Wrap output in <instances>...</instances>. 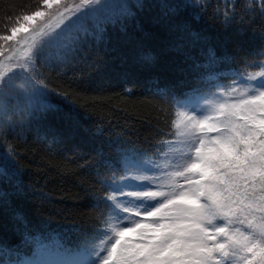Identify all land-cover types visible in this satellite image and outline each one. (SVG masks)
<instances>
[{
  "label": "trees",
  "instance_id": "1",
  "mask_svg": "<svg viewBox=\"0 0 264 264\" xmlns=\"http://www.w3.org/2000/svg\"><path fill=\"white\" fill-rule=\"evenodd\" d=\"M42 2L0 0V36ZM164 2L185 0L133 1L134 18L108 26L103 39L90 40L91 46L71 62L39 67L40 78L55 89L48 97L55 107L43 120L24 118V103L8 102L6 115H0L3 246L29 257L36 238L77 250L85 238L93 243L106 229L111 209L98 201L113 196L120 184L151 182L137 178L138 172H148L145 163H151L149 174L161 171L166 143L175 136L179 101L202 96L204 104L217 94L227 99L241 77L260 72L248 86L264 79L259 66L264 63V0H198L197 7L171 18L161 7ZM136 3L147 7L136 8ZM226 19L231 21L227 26ZM169 23L187 24L202 39L185 36L178 51ZM209 49L219 62L191 71L189 65H208ZM169 89L171 94H165ZM211 110L207 117L222 119L219 108ZM214 135L209 132L207 140ZM10 161L20 171L23 195L17 180L4 176ZM16 258L0 254V261ZM230 264L242 262L236 256Z\"/></svg>",
  "mask_w": 264,
  "mask_h": 264
},
{
  "label": "snow or ice",
  "instance_id": "2",
  "mask_svg": "<svg viewBox=\"0 0 264 264\" xmlns=\"http://www.w3.org/2000/svg\"><path fill=\"white\" fill-rule=\"evenodd\" d=\"M43 6L49 11L63 7L60 16L65 13L72 16L35 50H32L29 34L16 41L23 44L22 49L0 59V111L7 97L19 95L26 99V107L22 109L24 118L41 120L55 107L48 103L55 89H49L40 78L39 66L71 62L85 47L91 46L90 40L103 39L108 26L123 25L125 20L135 17L125 0H79L74 6H70L68 0H43ZM197 6L198 0L161 4L170 18L178 17L183 9ZM135 7L142 9L147 5L136 3ZM48 14L36 10L24 15L23 23L14 25L11 34L0 36V41L15 40L24 24ZM230 22L226 19L225 26ZM28 27L36 31L33 25ZM167 27L169 32L177 33L175 47L178 51L183 50L181 41L185 36L197 41L202 39L200 33L192 31L187 24L169 23ZM145 61L150 64L152 58L145 57ZM218 62L209 49L208 65L196 64L194 68L189 65V69L196 72ZM259 66L264 67V63ZM261 76L264 77V73ZM16 80L23 83L16 85ZM165 94H171V90ZM220 117L222 119L205 117L192 124L193 128L215 132V135L208 140L200 139L198 146L194 145V158L175 173L184 179V184H177L171 191L153 190L151 183L141 191L119 190L122 195L139 200L143 211H134L114 196L98 201V205L111 208L122 221L125 219L122 214L136 217L134 222L112 229L113 235L108 237L113 241L110 247L97 251L85 238L78 250L68 249L39 238L25 237L34 244L31 257H23L0 243V254L17 257L0 261V264H230L236 256L242 264H264V79L252 83L248 95L220 105ZM194 119L191 117L190 122ZM208 120L213 122L208 123ZM130 159L144 163L139 156ZM151 171L153 169L149 168L148 172ZM4 176L17 180V192L24 194L20 171L14 161H10ZM143 179L148 180V177ZM4 196L5 193H0V198ZM101 252L106 254L101 255Z\"/></svg>",
  "mask_w": 264,
  "mask_h": 264
},
{
  "label": "rangeland",
  "instance_id": "3",
  "mask_svg": "<svg viewBox=\"0 0 264 264\" xmlns=\"http://www.w3.org/2000/svg\"><path fill=\"white\" fill-rule=\"evenodd\" d=\"M138 1V0H125L127 4L132 2ZM68 3L70 6H74L76 4H79V0H68ZM38 10H44L48 12L49 14L46 15L43 18H37L35 21H29L28 23L24 24L21 28L20 32L16 34V38L13 41H9L7 43L0 41V59H3L4 56L10 55L12 51H16L18 49L23 48L22 43H17L16 41L21 40V37L29 35L32 39V50H35L36 48L40 47L48 38L50 34H53L57 31H59L61 28H63L68 22L69 17L72 16V13H65L63 17L60 16V13L64 11L63 7H61L59 10L53 8L50 11L44 9L43 2L41 3V7ZM27 15H31L27 14ZM19 23H23L22 19L18 20L14 23V25H18ZM31 24L36 27V31L32 32V30L28 27V25ZM13 25V26H14ZM12 26V27H13ZM25 29H28L27 32H25ZM11 30L9 33L5 35H10ZM14 57V61H15ZM21 60H23V57H20ZM49 66L48 64H41L39 67ZM257 71V70H256ZM255 75L246 77H241L239 81L233 86V91L229 95V98L224 99L217 94L214 98L209 100L207 103L204 102L203 106L201 105V98L195 97V100L190 99L187 101H179L175 106V136L171 141H168L166 144L167 151L164 152V156L161 160V171L156 173H151L147 171H142L137 173V178L139 181H143L141 178L147 177L148 180H151V183L153 185V190H164V191H171L174 190L175 186L177 184H184L185 181L182 177L175 176V173L177 171H181L189 162L190 158H194V145L198 146V141L200 139L207 140V134L209 131L204 130L201 131L199 128H193L192 124L202 121L207 115L212 111L211 109L219 108L222 104H230L235 102L238 98L242 96H246L250 93V86H248V83H244L243 81H248V78L251 77L252 79L258 80L260 79V72L254 73ZM251 79V80H252ZM16 85H20L23 83L22 80H16ZM256 83V82H255ZM15 101H18L17 103H24L26 107V99L19 95H13L9 96L4 100V109L3 111H0V115H6L4 114V110L8 107V102L13 104ZM1 117V116H0ZM194 117L195 119L190 122V118ZM213 120H208V123H212ZM137 162V161H136ZM139 163V162H138ZM131 164V163H130ZM146 166H149V168H152L151 163H145ZM147 181V180H145ZM146 183V182H144ZM147 184L144 185H136L130 188H123V187H116V193L114 191L112 192V195L120 200L121 203H123L125 206L132 208L134 211H143L142 206H140V201L137 200L135 197H128L125 195H122L119 190H124L125 193L130 191H141L144 190V188L147 187ZM157 186H159V189H157ZM140 206V207H139ZM146 210V208L144 209ZM119 214V210H116ZM125 215V219L122 221L120 218L115 216L113 212L111 211V215H109V219L106 225V229L100 233V235L94 240L93 243H91V246L94 247L97 251L101 249H106L110 247L111 243L113 241H110L108 237L110 235H113L112 229L118 228L122 226L123 223H131L134 222L136 217L131 214H122ZM53 239V237H52ZM45 243H51V244H58L56 243L55 239H42ZM60 245V244H59ZM65 245V244H64ZM63 248H65L63 245H60ZM105 252H101V255H105ZM31 256H29L30 258Z\"/></svg>",
  "mask_w": 264,
  "mask_h": 264
}]
</instances>
